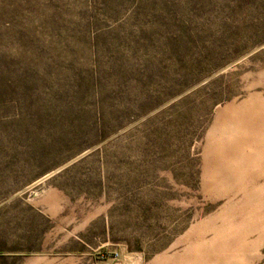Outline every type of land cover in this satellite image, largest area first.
Listing matches in <instances>:
<instances>
[{
  "label": "rangeland",
  "instance_id": "rangeland-1",
  "mask_svg": "<svg viewBox=\"0 0 264 264\" xmlns=\"http://www.w3.org/2000/svg\"><path fill=\"white\" fill-rule=\"evenodd\" d=\"M0 264H264V0H0Z\"/></svg>",
  "mask_w": 264,
  "mask_h": 264
}]
</instances>
